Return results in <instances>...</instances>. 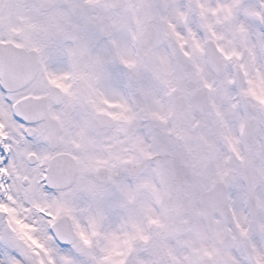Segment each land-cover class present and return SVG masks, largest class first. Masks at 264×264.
Returning <instances> with one entry per match:
<instances>
[{
	"label": "snow or ice",
	"instance_id": "1",
	"mask_svg": "<svg viewBox=\"0 0 264 264\" xmlns=\"http://www.w3.org/2000/svg\"><path fill=\"white\" fill-rule=\"evenodd\" d=\"M0 264H264V0H0Z\"/></svg>",
	"mask_w": 264,
	"mask_h": 264
}]
</instances>
